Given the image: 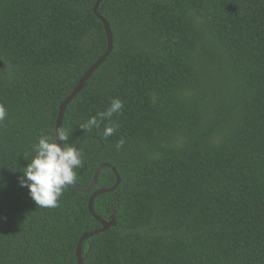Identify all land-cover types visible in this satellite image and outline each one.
I'll list each match as a JSON object with an SVG mask.
<instances>
[{
  "label": "trees",
  "instance_id": "1",
  "mask_svg": "<svg viewBox=\"0 0 264 264\" xmlns=\"http://www.w3.org/2000/svg\"><path fill=\"white\" fill-rule=\"evenodd\" d=\"M97 0H0V264H78L95 191L38 207L20 185L61 104L108 50ZM113 51L66 109L81 189L101 164L117 226L83 264H264V0H105ZM114 98L123 108L82 129ZM109 124L118 125L105 138ZM124 144L117 149V143Z\"/></svg>",
  "mask_w": 264,
  "mask_h": 264
},
{
  "label": "clouds",
  "instance_id": "2",
  "mask_svg": "<svg viewBox=\"0 0 264 264\" xmlns=\"http://www.w3.org/2000/svg\"><path fill=\"white\" fill-rule=\"evenodd\" d=\"M123 108V102L119 98H114L110 106L103 112L97 113L80 127L91 130L99 127L100 122L111 119L113 114L119 113ZM7 116V109L0 104V122ZM118 125L109 124L105 127L103 136H111L116 131ZM68 136L63 128H57L54 138L42 136L33 145L35 155L29 160L23 175L20 177V185L27 187L29 195L38 207L54 208L57 206L63 190L72 185L76 179L75 169L83 167V155L77 146L66 143ZM60 142H63L61 144ZM124 140L121 139L116 147L121 148Z\"/></svg>",
  "mask_w": 264,
  "mask_h": 264
},
{
  "label": "water",
  "instance_id": "3",
  "mask_svg": "<svg viewBox=\"0 0 264 264\" xmlns=\"http://www.w3.org/2000/svg\"><path fill=\"white\" fill-rule=\"evenodd\" d=\"M105 0H97L96 5H95V9H94V13L95 15H97V17L99 18V20L103 23L104 28H105V32H106V36H107V40H108V50L107 52L104 54V56H102L91 68H89V70L84 74V76L82 77V79L80 80V82L78 83V85L75 87V89L73 90V92L71 93V95L61 104L60 106V111H59V116L57 119V125H56V129L57 128H63V122H64V117H65V113H66V109L67 107L70 105V103L84 90V88L87 85V82L89 81V79L94 75V73L106 62V60L109 58V56L111 55L112 51H113V45H114V40H113V33L110 27V24L107 22V20L100 14L99 9L101 4L104 2ZM61 144H63V142H60ZM104 168H109L111 169L117 178V182L115 184V186H113L110 189H101L98 191H95L94 193H92V195L90 196V201H89V211L92 214V216L98 221L100 222V224L102 225V228L93 232H89L84 234L78 244L77 247V258H78V264H83L84 262V258H83V246L85 241L93 238L94 236H97L101 233H104L106 231H109L111 228L116 227L117 226V222L115 219H113L112 221L108 222L104 219H102L99 215H97L94 211V202L96 200L97 197H99V195L102 194H106V193H110L112 191H114L115 189H117L121 183V177L118 174V171L115 167L109 165V164H101L95 171L94 174V178L92 181V184L90 185L89 188L87 189H81L77 186V184L74 183L71 185V187L78 191L79 193H84V194H88L91 191L94 190L97 181H98V177L101 173L102 170H104Z\"/></svg>",
  "mask_w": 264,
  "mask_h": 264
}]
</instances>
